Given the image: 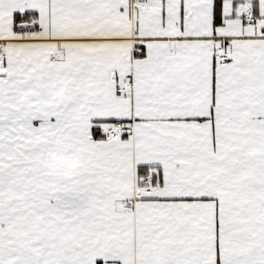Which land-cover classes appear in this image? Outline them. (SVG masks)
<instances>
[{
	"label": "snow or ice",
	"instance_id": "1",
	"mask_svg": "<svg viewBox=\"0 0 264 264\" xmlns=\"http://www.w3.org/2000/svg\"><path fill=\"white\" fill-rule=\"evenodd\" d=\"M0 264H264V0H0Z\"/></svg>",
	"mask_w": 264,
	"mask_h": 264
}]
</instances>
